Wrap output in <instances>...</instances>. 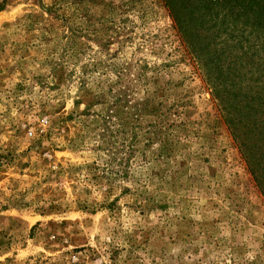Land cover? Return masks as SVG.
<instances>
[{
  "label": "rangeland",
  "instance_id": "rangeland-1",
  "mask_svg": "<svg viewBox=\"0 0 264 264\" xmlns=\"http://www.w3.org/2000/svg\"><path fill=\"white\" fill-rule=\"evenodd\" d=\"M0 264H264V199L161 0H0Z\"/></svg>",
  "mask_w": 264,
  "mask_h": 264
},
{
  "label": "trees",
  "instance_id": "trees-1",
  "mask_svg": "<svg viewBox=\"0 0 264 264\" xmlns=\"http://www.w3.org/2000/svg\"><path fill=\"white\" fill-rule=\"evenodd\" d=\"M161 2L264 199V0Z\"/></svg>",
  "mask_w": 264,
  "mask_h": 264
}]
</instances>
